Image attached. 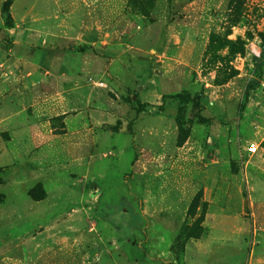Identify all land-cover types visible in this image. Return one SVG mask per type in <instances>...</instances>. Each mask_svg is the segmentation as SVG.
Returning <instances> with one entry per match:
<instances>
[{
  "label": "rangeland",
  "instance_id": "1",
  "mask_svg": "<svg viewBox=\"0 0 264 264\" xmlns=\"http://www.w3.org/2000/svg\"><path fill=\"white\" fill-rule=\"evenodd\" d=\"M263 38L264 0H0V264H264Z\"/></svg>",
  "mask_w": 264,
  "mask_h": 264
},
{
  "label": "trees",
  "instance_id": "2",
  "mask_svg": "<svg viewBox=\"0 0 264 264\" xmlns=\"http://www.w3.org/2000/svg\"><path fill=\"white\" fill-rule=\"evenodd\" d=\"M263 42H264V38H263ZM262 52H263V55H261V56L255 55L254 56V65H255V72H256L257 78H253V79H251L248 82L247 93H248V91H250L251 89L255 88L258 85L259 76L262 75V72H263L262 64H263V56H264V47H263ZM170 97L177 99L179 104L193 102L195 104L202 105L201 104V94L200 93L196 94L195 96L194 95H190V94L183 95V94L178 93V94H175V95H170ZM144 107L145 106L143 104H141L136 109V111L139 113L141 110L144 109ZM199 120H201V121H209L210 118H206V117L200 115L199 116Z\"/></svg>",
  "mask_w": 264,
  "mask_h": 264
},
{
  "label": "built area",
  "instance_id": "3",
  "mask_svg": "<svg viewBox=\"0 0 264 264\" xmlns=\"http://www.w3.org/2000/svg\"><path fill=\"white\" fill-rule=\"evenodd\" d=\"M256 148H257L256 145H253V146H252V150H255Z\"/></svg>",
  "mask_w": 264,
  "mask_h": 264
}]
</instances>
